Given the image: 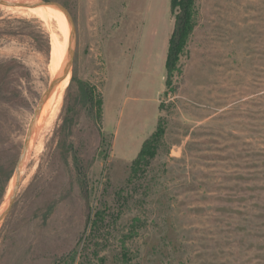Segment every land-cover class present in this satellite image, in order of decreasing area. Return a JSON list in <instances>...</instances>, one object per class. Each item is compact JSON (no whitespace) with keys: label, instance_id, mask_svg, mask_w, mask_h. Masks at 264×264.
<instances>
[{"label":"rangeland","instance_id":"rangeland-1","mask_svg":"<svg viewBox=\"0 0 264 264\" xmlns=\"http://www.w3.org/2000/svg\"><path fill=\"white\" fill-rule=\"evenodd\" d=\"M46 3L72 18V64L28 141L0 224V264H264V0H195L167 88L169 0ZM31 15L0 6V212L64 40L54 18ZM78 81L102 99L100 122L81 111L72 130L92 208L105 211L93 232L57 133ZM158 123L157 154L131 183V162Z\"/></svg>","mask_w":264,"mask_h":264},{"label":"trees","instance_id":"trees-1","mask_svg":"<svg viewBox=\"0 0 264 264\" xmlns=\"http://www.w3.org/2000/svg\"><path fill=\"white\" fill-rule=\"evenodd\" d=\"M47 2L48 0H43ZM169 15L172 21V30L167 39L164 58V86L171 85L172 78L179 73V60L183 55L188 39L195 27V0H169ZM74 79H71L73 82ZM77 93L68 115L58 129L59 146L66 153L67 164L72 167V179L79 191L84 204L86 225L90 231L100 230L104 222L105 211H94L91 205L88 179L82 161L79 158L72 138V130L78 124L79 116L83 115L93 120L94 124L102 118V99L96 93V88L88 82L78 81ZM164 136V128L158 123L155 131L143 141L140 150L131 162L129 182H134L143 176L151 161L155 158L160 141ZM66 144V145H65Z\"/></svg>","mask_w":264,"mask_h":264},{"label":"bare ground","instance_id":"bare-ground-1","mask_svg":"<svg viewBox=\"0 0 264 264\" xmlns=\"http://www.w3.org/2000/svg\"><path fill=\"white\" fill-rule=\"evenodd\" d=\"M13 9H15L16 11H22V12H27L29 14H33V15L39 17L40 19H48V18L52 17L58 22V24H59V26L63 32V36H64L63 44L61 46H57L55 43L54 48H53V51H54L53 55H52V62L54 63L53 69L55 71V78L58 77L62 73L63 68L65 66V59H66V54H67V49H68V39H69V34H70V27H69V24H68V21H67L65 15L60 13L56 9L50 7L49 5H39V6H35V7L13 8ZM33 15H31V16L33 17ZM68 79H69V72L46 95V99L44 100V102L40 108V111L38 112V114L36 116V121L34 123L35 124L34 130H32L34 132H33L32 138L29 137V140L31 139L30 143L35 139V136L37 135L38 130H40L41 127L45 124L47 117L50 115V112L52 111L53 107L57 104V102L60 98L61 92L63 91L65 84L68 81ZM12 187H13V182L11 185V189H10L8 199L12 193ZM8 199H6V203L3 205V209L7 205Z\"/></svg>","mask_w":264,"mask_h":264},{"label":"water","instance_id":"water-1","mask_svg":"<svg viewBox=\"0 0 264 264\" xmlns=\"http://www.w3.org/2000/svg\"><path fill=\"white\" fill-rule=\"evenodd\" d=\"M39 5H52V6L56 7L65 15V17L68 21V24L70 27V34H69V39H68V49H67V54H66V59H65V66L63 68L62 73L52 81L50 87L48 88L47 92L44 94V96L42 97V99L38 103V106H37V108L33 114L32 120H31L29 127H28V132L26 135L23 150H22V152L18 158V161L16 163V167H15V171H14L12 193L8 199L7 205L0 212V224L2 223L5 216L7 215V213L10 210L12 203L14 201V198L16 196L19 184H20V174H21V169H22V162L24 161V158L26 156V152L28 149V141H29V137H30V132L32 130V126L34 124V120H35L38 112L40 111V108H41L44 100L46 99V95L53 89V87H55L67 75V73L71 69V64H72L71 54H72V37H73V33H74V24H73L71 16L69 15L68 11L65 8H63L61 5H59L57 3L48 4L44 1L0 0V6L9 7V8H28V7H35V6H39Z\"/></svg>","mask_w":264,"mask_h":264}]
</instances>
